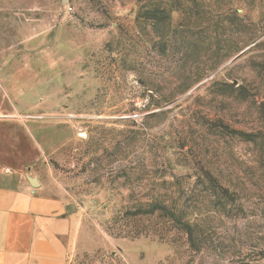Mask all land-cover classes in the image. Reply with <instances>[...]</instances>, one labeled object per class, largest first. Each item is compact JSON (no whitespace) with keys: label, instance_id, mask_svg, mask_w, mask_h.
<instances>
[{"label":"rangeland","instance_id":"obj_1","mask_svg":"<svg viewBox=\"0 0 264 264\" xmlns=\"http://www.w3.org/2000/svg\"><path fill=\"white\" fill-rule=\"evenodd\" d=\"M0 120L66 264H264V0H0Z\"/></svg>","mask_w":264,"mask_h":264},{"label":"crops","instance_id":"obj_2","mask_svg":"<svg viewBox=\"0 0 264 264\" xmlns=\"http://www.w3.org/2000/svg\"><path fill=\"white\" fill-rule=\"evenodd\" d=\"M17 129L0 120V264H66L75 221L62 198L23 176L43 149L27 151Z\"/></svg>","mask_w":264,"mask_h":264},{"label":"trees","instance_id":"obj_3","mask_svg":"<svg viewBox=\"0 0 264 264\" xmlns=\"http://www.w3.org/2000/svg\"><path fill=\"white\" fill-rule=\"evenodd\" d=\"M183 228H184V231L189 232L191 230L192 226H190L189 223H185V224H183ZM189 240L191 243L192 242L194 243V240H192V238Z\"/></svg>","mask_w":264,"mask_h":264}]
</instances>
